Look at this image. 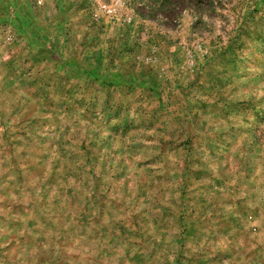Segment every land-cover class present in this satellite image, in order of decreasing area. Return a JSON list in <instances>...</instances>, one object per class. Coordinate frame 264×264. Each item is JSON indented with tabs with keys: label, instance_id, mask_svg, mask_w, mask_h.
Returning a JSON list of instances; mask_svg holds the SVG:
<instances>
[{
	"label": "rangeland",
	"instance_id": "obj_1",
	"mask_svg": "<svg viewBox=\"0 0 264 264\" xmlns=\"http://www.w3.org/2000/svg\"><path fill=\"white\" fill-rule=\"evenodd\" d=\"M0 264H264V0H0Z\"/></svg>",
	"mask_w": 264,
	"mask_h": 264
},
{
	"label": "built area",
	"instance_id": "obj_2",
	"mask_svg": "<svg viewBox=\"0 0 264 264\" xmlns=\"http://www.w3.org/2000/svg\"><path fill=\"white\" fill-rule=\"evenodd\" d=\"M41 2V1H40Z\"/></svg>",
	"mask_w": 264,
	"mask_h": 264
}]
</instances>
